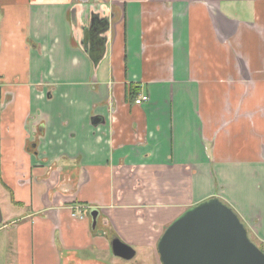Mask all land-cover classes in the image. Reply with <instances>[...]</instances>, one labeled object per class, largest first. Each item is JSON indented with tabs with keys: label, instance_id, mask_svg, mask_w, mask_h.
<instances>
[{
	"label": "crops",
	"instance_id": "0c3cea01",
	"mask_svg": "<svg viewBox=\"0 0 264 264\" xmlns=\"http://www.w3.org/2000/svg\"><path fill=\"white\" fill-rule=\"evenodd\" d=\"M0 184L12 264H161L214 196L264 249V0H0Z\"/></svg>",
	"mask_w": 264,
	"mask_h": 264
},
{
	"label": "water",
	"instance_id": "95a60500",
	"mask_svg": "<svg viewBox=\"0 0 264 264\" xmlns=\"http://www.w3.org/2000/svg\"><path fill=\"white\" fill-rule=\"evenodd\" d=\"M97 215V210L90 212L93 223ZM110 248L124 260L135 255L117 237L111 239ZM157 252L161 264H264V252L251 240L239 215L215 196L174 219L159 238Z\"/></svg>",
	"mask_w": 264,
	"mask_h": 264
},
{
	"label": "rangeland",
	"instance_id": "374dc122",
	"mask_svg": "<svg viewBox=\"0 0 264 264\" xmlns=\"http://www.w3.org/2000/svg\"><path fill=\"white\" fill-rule=\"evenodd\" d=\"M240 12H236V16L239 15ZM1 185V184H0ZM12 205L9 200V193L2 190L0 187V214L1 217L5 216L6 209ZM3 224L0 223V264H12L11 261V253H10V246L12 244L13 238H12V229L13 226H9V224H6V228L3 229L1 226ZM136 253L134 257L130 260H124L119 257H116L112 255V252L107 249L105 254H98V255H90L88 261L79 262V261H73L69 263H60V264H156V262L153 261V258L151 254H147L146 251H142L139 248H136ZM264 250V249H262ZM93 253V252H91ZM95 257V262L94 258Z\"/></svg>",
	"mask_w": 264,
	"mask_h": 264
},
{
	"label": "built area",
	"instance_id": "2783aa9c",
	"mask_svg": "<svg viewBox=\"0 0 264 264\" xmlns=\"http://www.w3.org/2000/svg\"><path fill=\"white\" fill-rule=\"evenodd\" d=\"M148 95L146 94H140L136 98H134V103L137 105L143 104L148 101ZM72 216H77L79 218H82L83 216L80 213L72 212Z\"/></svg>",
	"mask_w": 264,
	"mask_h": 264
},
{
	"label": "flooded vegetation",
	"instance_id": "af4514ba",
	"mask_svg": "<svg viewBox=\"0 0 264 264\" xmlns=\"http://www.w3.org/2000/svg\"><path fill=\"white\" fill-rule=\"evenodd\" d=\"M91 211H92V210H91ZM91 211H90V212H91ZM73 212H75V211H73ZM76 213H77V212H76ZM80 214H81L83 217L85 216L83 212H82V213H80Z\"/></svg>",
	"mask_w": 264,
	"mask_h": 264
}]
</instances>
